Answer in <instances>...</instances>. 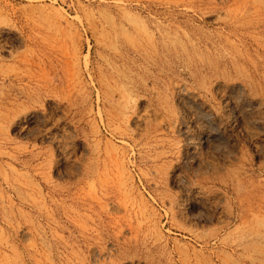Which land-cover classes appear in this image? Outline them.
Instances as JSON below:
<instances>
[{
  "label": "rangeland",
  "instance_id": "1",
  "mask_svg": "<svg viewBox=\"0 0 264 264\" xmlns=\"http://www.w3.org/2000/svg\"><path fill=\"white\" fill-rule=\"evenodd\" d=\"M0 264H264V0H0Z\"/></svg>",
  "mask_w": 264,
  "mask_h": 264
},
{
  "label": "bare ground",
  "instance_id": "2",
  "mask_svg": "<svg viewBox=\"0 0 264 264\" xmlns=\"http://www.w3.org/2000/svg\"><path fill=\"white\" fill-rule=\"evenodd\" d=\"M222 141H223V140L220 139L218 142H222Z\"/></svg>",
  "mask_w": 264,
  "mask_h": 264
}]
</instances>
